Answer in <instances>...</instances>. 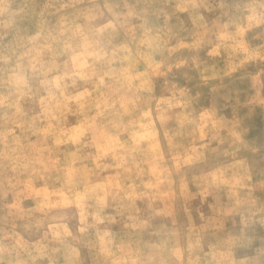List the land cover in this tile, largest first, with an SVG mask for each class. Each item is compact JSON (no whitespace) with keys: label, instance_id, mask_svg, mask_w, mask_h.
Returning a JSON list of instances; mask_svg holds the SVG:
<instances>
[{"label":"rangeland","instance_id":"obj_1","mask_svg":"<svg viewBox=\"0 0 264 264\" xmlns=\"http://www.w3.org/2000/svg\"><path fill=\"white\" fill-rule=\"evenodd\" d=\"M0 264H264V0H0Z\"/></svg>","mask_w":264,"mask_h":264}]
</instances>
